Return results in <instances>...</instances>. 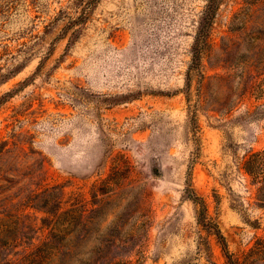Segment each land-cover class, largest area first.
Segmentation results:
<instances>
[{
  "label": "rangeland",
  "instance_id": "374dc122",
  "mask_svg": "<svg viewBox=\"0 0 264 264\" xmlns=\"http://www.w3.org/2000/svg\"><path fill=\"white\" fill-rule=\"evenodd\" d=\"M208 4L0 0V264H226L189 188L235 256L264 236L242 169L264 150V0H217L192 69ZM68 210L86 240L38 254L42 218L82 231Z\"/></svg>",
  "mask_w": 264,
  "mask_h": 264
},
{
  "label": "trees",
  "instance_id": "16d2710c",
  "mask_svg": "<svg viewBox=\"0 0 264 264\" xmlns=\"http://www.w3.org/2000/svg\"><path fill=\"white\" fill-rule=\"evenodd\" d=\"M216 1L217 0H209V4L206 7V16L200 23V26L194 37L191 53L192 69H198L200 67L202 50L207 44V29L211 25L217 9ZM242 169L250 179V186L254 188V206L257 209H264V150L249 153L244 158ZM187 191L188 197L198 208L196 211L197 224L208 235L215 237L221 247L223 256L226 259V264H264V236L256 237L252 246L246 252H244L239 257L235 256L228 250L225 238L222 235L218 225L214 223L208 216L207 207L204 201L196 196L191 188H189ZM49 195L50 194L45 193V195H35L34 198L37 200V202L41 203L40 208L44 213L56 217L59 211L60 203L58 199L51 201L46 199V197L49 198ZM96 197L97 196L94 193L93 198L96 199ZM75 213L77 214V210H68L64 214L66 216L69 215V220L66 222L67 226H69L71 223H78L82 225V231L78 233L68 229L58 230L57 233H54L52 232V219L48 217L41 219L43 228L49 229V232L44 240L41 241L36 247L38 254L43 255L44 257L47 256V250L50 248V243L53 241L59 242L61 244L60 250L66 253L65 244H67L69 240H74L77 244L86 240L88 232V227L86 224L90 221V217L85 219L81 213H79L77 216L74 215ZM12 224L13 221L5 220V217L0 218V255L5 250L16 244V237L15 234H13L14 226H12ZM251 227L253 229H258L259 222L256 221L253 225H251ZM90 230L92 229L90 228ZM92 232L95 233L94 231ZM100 246V242L99 244H95L93 247V252L95 253L96 250L101 248Z\"/></svg>",
  "mask_w": 264,
  "mask_h": 264
}]
</instances>
